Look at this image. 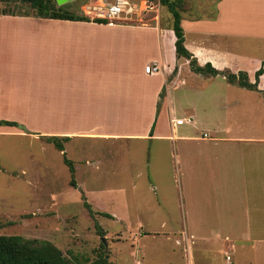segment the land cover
<instances>
[{
  "label": "crops",
  "instance_id": "1",
  "mask_svg": "<svg viewBox=\"0 0 264 264\" xmlns=\"http://www.w3.org/2000/svg\"><path fill=\"white\" fill-rule=\"evenodd\" d=\"M210 1L212 13H183L186 48L200 66L209 63L219 71H245L253 83L264 61V0ZM242 9L253 11L254 17L246 31L239 33L232 21ZM76 11L82 15L80 9ZM172 20L168 15L159 20L150 17L152 23L147 25L98 24L0 13V120L18 122L28 130L15 127L19 135L63 140L64 150L59 152L73 163L74 177L89 171L114 176L117 169L118 213H95L120 223L144 214L164 217L156 209L161 207L160 199L151 193L158 189L154 180L160 184L167 173L159 167L158 157L169 153L181 177L182 234L187 242L199 243L200 253L204 251L206 242L213 239L203 238L199 227L193 226L214 222L221 241L214 240L222 254L227 242L240 241L255 256V242H264V237H252L259 228L264 235V137H235L229 130L227 136L210 138L206 133L200 138L192 131L179 132L186 120L175 118L183 103L174 94L178 89L197 94V100L184 103L193 114L197 110L235 113L247 108L246 100H251L253 92L263 106L264 97L221 76L193 72L187 59L176 56ZM246 38L258 47L239 46L238 40ZM155 62L162 72L147 74L146 66ZM218 81L247 92L225 89L222 93L208 84ZM259 88L264 89V74ZM15 113L22 115L15 117ZM204 139L211 143L205 144ZM241 144L248 145L249 151L237 148ZM143 185L147 188L142 192H151L141 212L134 210L136 199L128 194ZM162 196L166 199L167 192ZM238 223L249 225L240 237L232 234ZM190 256L185 264H194ZM222 262L226 264L225 256Z\"/></svg>",
  "mask_w": 264,
  "mask_h": 264
},
{
  "label": "rangeland",
  "instance_id": "2",
  "mask_svg": "<svg viewBox=\"0 0 264 264\" xmlns=\"http://www.w3.org/2000/svg\"><path fill=\"white\" fill-rule=\"evenodd\" d=\"M186 1H188L186 11L183 13L188 15L204 12L209 14L214 8V3L210 0L209 2L207 0ZM83 3L82 0L69 2L66 3L64 9H80ZM203 3H207L208 7L202 8ZM0 10H12L22 14L33 13V8L23 0H3L0 2ZM241 11H244L240 14L245 16L246 21L240 22L234 17L232 23L237 26L239 33H244L250 26L249 20L254 17V12H248L245 9ZM167 14L169 18L172 17L168 9L161 5L160 18H165ZM145 23L152 22L146 19ZM250 43L253 44L251 49L258 47L255 41L249 38L238 40L241 47L243 44L249 46ZM218 82L220 83H207L215 85L216 88L221 89L222 93L225 89L234 93L247 92L239 87H231V89L225 82ZM165 89L166 87L163 88L162 96H164ZM251 96V100L247 99L248 95L244 97L248 102L247 108H238L235 113L197 110L193 114L186 110L184 103L186 100H197V94L192 90L188 93L187 89H178L174 97L183 103V108L176 110L175 118L186 120L185 124L180 123L178 130L179 132L192 131L200 138L205 133L209 135V138L227 136L228 134L225 133L227 130L231 131L230 135L235 137H264V106L259 104L257 93L253 92ZM202 106L199 105V107ZM13 115L18 117L22 114ZM191 115H194L193 120L187 121ZM15 123L17 126L10 129L5 128L7 126H0L1 235H17L28 240L51 242L72 264H84L85 262L90 264L100 254H106L112 264H185L184 260L189 254L194 264H225L222 261L226 254L232 257V264H264V242H255L257 248L255 256L245 250L244 243L240 241L227 242L224 254H222L220 243L214 240L220 234L216 232L219 226H215L214 222L193 226L194 228L199 227V235L203 238L213 239L206 242L207 247L203 248L204 251L200 253L199 243L187 242L182 234L185 225L179 193L181 177L177 170L175 157L171 158L169 153L165 157H158L159 167L167 173L160 184L156 182V179L154 180L158 189L154 195L151 193V197L160 199L161 207L157 208L156 205V209L162 211L164 217L159 220L144 214L120 223L116 219L95 213H118L117 169H115L114 176H98L93 171H89L84 177H73L69 166L65 165L64 156L53 144L42 139L43 136L19 135L14 129L15 127L21 128V124ZM215 125L221 128L217 129ZM22 130L25 133L28 131ZM204 140L205 144L211 143L209 139ZM237 146L246 151L250 149L248 145ZM258 148L261 149L262 146L259 144ZM134 153L140 156L137 151ZM73 178L76 187L71 185ZM144 187L147 188L146 185L139 186L137 191L131 190L128 194L136 199L137 207L134 210L141 212L145 210L150 198L149 192H151L150 190L142 192ZM165 192H167L166 199L162 196ZM89 208L93 215L94 213L96 215L92 216ZM96 225L102 229L103 234L99 233ZM245 229L248 230L249 225L238 223L232 230V234L240 237ZM152 234H154L153 238ZM247 236L250 237L248 234ZM252 237L255 240L263 239L261 228L258 234ZM156 250L162 252L155 254Z\"/></svg>",
  "mask_w": 264,
  "mask_h": 264
},
{
  "label": "trees",
  "instance_id": "3",
  "mask_svg": "<svg viewBox=\"0 0 264 264\" xmlns=\"http://www.w3.org/2000/svg\"><path fill=\"white\" fill-rule=\"evenodd\" d=\"M3 0H0V2ZM33 8L32 15L40 18H50L59 20L71 21H91L90 19L79 14L76 10H65L64 5H59L57 0H23ZM85 1V0H84ZM82 0V3L84 2ZM188 1L186 0H160L162 6L168 9L172 14V30L176 36L175 50L177 58H185L189 61L190 69L198 74L204 76H221L225 78L230 84L237 85L241 88L255 90L264 97V90L259 88L260 78L264 74V61L261 67L255 73V81L252 83L249 75L245 71L232 73L230 71H219L206 64L200 66L195 56L189 52L185 46V34L181 22L183 19V12ZM0 13H12V10H0ZM26 16L30 14H25ZM98 24H108L109 22L104 19L92 20ZM173 74H176V69ZM160 108V106H159ZM158 108V111H159ZM0 126L14 127L17 126L15 122L0 120ZM46 142L51 143L60 151L64 150L63 140L55 137H45ZM65 163L69 166L72 176L74 177L73 163L66 158ZM0 165V170H1ZM71 185L76 187L74 178L71 180ZM89 207V206H88ZM90 209V208H89ZM92 216L93 212L90 209ZM110 217L109 215H106ZM99 233L103 234L102 229L96 225ZM0 264H72L62 253V251L53 243L48 241L28 240L21 236L1 235L0 234ZM88 264V262L84 263ZM90 264H112L106 254H100L98 258Z\"/></svg>",
  "mask_w": 264,
  "mask_h": 264
},
{
  "label": "built area",
  "instance_id": "4",
  "mask_svg": "<svg viewBox=\"0 0 264 264\" xmlns=\"http://www.w3.org/2000/svg\"><path fill=\"white\" fill-rule=\"evenodd\" d=\"M160 1L151 0H87L80 8L82 15L90 20L104 19L109 23L139 22L147 25L146 19L160 18ZM147 74H159L162 66L155 62L146 66ZM206 136V135H205ZM226 264H232V257L226 254Z\"/></svg>",
  "mask_w": 264,
  "mask_h": 264
},
{
  "label": "bare ground",
  "instance_id": "5",
  "mask_svg": "<svg viewBox=\"0 0 264 264\" xmlns=\"http://www.w3.org/2000/svg\"><path fill=\"white\" fill-rule=\"evenodd\" d=\"M240 12L242 13V12H244V11H240ZM240 12H238V13L236 14L235 17H236L240 22L246 21L245 18H244L245 16L242 15V14H240ZM241 25H243V24L241 23Z\"/></svg>",
  "mask_w": 264,
  "mask_h": 264
},
{
  "label": "water",
  "instance_id": "6",
  "mask_svg": "<svg viewBox=\"0 0 264 264\" xmlns=\"http://www.w3.org/2000/svg\"><path fill=\"white\" fill-rule=\"evenodd\" d=\"M76 0H57V3L59 5H63V4H66V3H69V2H74ZM103 242H105V240L103 239Z\"/></svg>",
  "mask_w": 264,
  "mask_h": 264
}]
</instances>
